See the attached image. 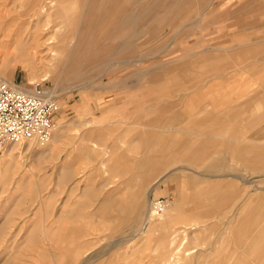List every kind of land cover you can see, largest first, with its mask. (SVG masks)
Wrapping results in <instances>:
<instances>
[{"label": "rangeland", "instance_id": "rangeland-1", "mask_svg": "<svg viewBox=\"0 0 264 264\" xmlns=\"http://www.w3.org/2000/svg\"><path fill=\"white\" fill-rule=\"evenodd\" d=\"M35 1L0 0V26L8 36L0 38L2 43L14 45L18 31L28 23L30 28L20 37L25 45L32 41L35 24L49 27L32 65L25 63V56L14 59L12 46L7 51L0 48V82L47 92L60 111L52 134L68 130L62 150L50 160L49 178L56 179L57 186L46 194L33 195L32 186L26 194H10L19 173L9 177L0 166V264H162L165 259L168 264H254V258L264 262V138H247L253 129L264 136V0H56L59 12L51 7L45 16L31 17L47 0ZM49 38L53 45H42ZM66 39L75 49L64 67ZM55 47L63 56H52ZM206 72L211 73L202 80ZM222 96L235 103H227L223 110L210 109L225 130L233 131L210 132L218 120L209 118L204 141H225L234 147L215 149L194 162L181 161L174 152L175 164L166 162L169 156L163 154L160 173L165 178L152 189L150 199L163 198L170 207L162 221L145 227L149 176L155 174L151 166L158 165L147 159L149 148H129L126 141L140 142L150 132L161 131L166 136L161 150L167 151L172 141L164 135L167 128L200 129L205 108L191 106L192 101ZM230 112L234 119L227 115ZM94 115L107 116L103 125L117 120L108 124L114 127V146L102 147L100 159L116 163L125 150L129 169L135 166L141 172L136 165L144 164L141 179L149 186L137 212L141 214L137 232L114 234V250L107 252L103 248L111 238L101 229L86 236V245L79 247L74 240L72 166H61L73 164L75 151L78 162L74 145L79 147L88 129L80 127H88ZM58 119L65 121L60 128ZM53 135L44 146L24 145L46 149L54 144ZM17 146L22 145L5 150ZM25 160L22 156L19 161ZM81 172L84 175L83 166ZM39 174L36 169L26 172L29 186ZM117 174L113 170L114 187L121 181ZM137 202L135 196L136 209ZM158 226L170 229L160 232ZM147 228L146 235L141 234ZM170 238L178 249L184 248L169 252ZM183 241L186 244L181 245ZM193 248L196 252L190 251ZM231 252L235 257L230 258Z\"/></svg>", "mask_w": 264, "mask_h": 264}, {"label": "crops", "instance_id": "crops-1", "mask_svg": "<svg viewBox=\"0 0 264 264\" xmlns=\"http://www.w3.org/2000/svg\"><path fill=\"white\" fill-rule=\"evenodd\" d=\"M211 72L201 73L204 74L203 79H206V76L210 74ZM218 82V81H216ZM205 95V94H202ZM208 95V93H207ZM191 106L194 105L197 107H203L204 110L201 111L202 113V125L199 127L200 129H196L193 126L190 125H184V127H169L167 129V133L165 132L164 135H169L170 143L167 151L162 152V139H165L166 136H161V131L159 134L155 132H150L147 138H145L143 141H137V142H128L126 141V147L129 148H149L148 151V157L147 159L152 160V162H155L156 165L153 163L151 166V169L155 174H151L149 178L151 179L152 185L151 188L148 191V199L147 202H149L151 195L150 193L153 192V188L156 187L165 177H163L160 173L162 164L161 156L163 154L168 155V160L166 162H171L172 164L177 163L175 156H178V159L181 161H188V162H194L196 159L199 161H202L205 156H209L212 153H215V149H222L227 150L228 147H234L232 144H229L225 141H218V142H212L206 143L204 141V134L209 133L207 132V128L205 126L206 121L209 118H213L218 120L219 116H215V114L211 111V107L218 106L219 109L217 110H223L227 109L228 105L230 103H235L233 100L229 98L217 97L215 99H209L207 97H204L200 99L199 101L193 102ZM229 103V104H227ZM220 104V105H219ZM213 114V115H209ZM221 115V113H219ZM235 113H228L230 119H234ZM60 115V113L58 114ZM139 117H145V118H151L146 117L144 115H138ZM89 117H85V119ZM107 116L103 115H94L92 116L93 122L90 124H101L107 122L106 119ZM156 118V117H153ZM159 118V117H158ZM170 118L176 119V115H171ZM194 118H191L193 121ZM109 120V119H108ZM186 120V119H185ZM56 121V120H55ZM109 123H115V121H108ZM121 123L123 121H120ZM128 122V121H127ZM65 123L64 120L58 119L56 128L59 124ZM109 123L96 125L94 127H85L81 126L82 128H88L87 131L84 132L83 138L80 137L79 141V147H77V144L74 145L75 150L78 148V162H77V153L75 151L74 153V162L73 164H65L63 163L61 166H72V187H73V208H72V228H73V236L76 239H78V245L81 247L82 243L86 245L84 240L86 236L97 233L98 229L100 230V233L105 234V236L108 238H111L108 243L104 246V251H112L114 250L113 244H112V237L114 234H125L128 232V234H135L137 232V228L139 225V219L141 218V214H137L141 210V208L144 205V201H146L144 198L147 188L149 187L147 185L143 186V182L141 177L144 175L145 171L142 162L138 163V166L136 165V168L142 169L141 172L135 169V166H133L131 169H129L130 161L129 158H124L125 150H123V155L116 156L117 162L115 163L112 159L102 161L100 159V149L102 147L105 148H113V126ZM216 128H214L210 132H214L217 134V132H227L225 130V126H221V122L215 123ZM237 127V126H236ZM158 129V128H157ZM236 129V128H235ZM67 130H61L57 132L54 136V144L50 145L46 149H27L28 147L25 145L14 147L12 150L9 148L5 152H3L0 155V166H1V172L4 175H8L9 177L12 176L15 172L19 173V178L16 182L11 184L10 188L15 189H22V190H15L12 191V189L9 191L10 194L12 193H20V194H26L28 193L29 187L32 186V193L33 195H42L46 194L49 188H53L57 186V180L53 179L52 181L49 178V172L51 170L50 166V160L56 155L58 151L62 150L61 141L64 137L67 136V133L64 134ZM217 131V132H216ZM229 132L233 130H228ZM261 132L256 131V129H253L247 136L249 139L253 140H263L264 136H261ZM83 134V133H82ZM120 138L123 142L124 137V131L121 132ZM117 139V138H116ZM201 139V140H200ZM229 142V141H228ZM240 146L241 143L237 141V146ZM122 146V145H120ZM214 150L212 152H209L211 150ZM171 150H173V154H171ZM176 153V155L174 154ZM181 153L184 154V156H180ZM234 153V152H231ZM175 155V156H174ZM25 156L26 160L23 163H20V157ZM184 157V158H183ZM145 159L143 162L146 163ZM166 162H164L166 164ZM79 166V168H77ZM82 166L84 170V175H82ZM33 169H36L40 172L39 176L36 178L34 183H31L29 186L28 182V176L26 175L27 171H32ZM113 170H117L118 174L117 176L121 177V181L113 186ZM85 176V177H84ZM52 182V185H51ZM148 184V183H147ZM153 189V190H152ZM152 190V191H151ZM51 191L49 192V194ZM154 193V192H153ZM138 197L137 202V209L133 203L134 197ZM78 197V199H77ZM180 201H178V204ZM140 206V209H138ZM174 211L171 209L169 212L170 216L173 214ZM175 215V214H174ZM133 216V218H132ZM130 217L133 219L132 225H129L128 223ZM128 228V230H127ZM142 228V227H141ZM158 230L163 229L161 226H158ZM185 230H188L187 226H184ZM167 231H169L170 228H165ZM163 229V231L165 230ZM165 230V231H166ZM162 233H165L163 232ZM191 231V230H190ZM171 235V234H170ZM176 236V235H175ZM172 238V237H171ZM171 238L169 240H171ZM128 242V240H126ZM125 243V242H123ZM122 243V244H123ZM170 243V244H169ZM76 244L74 243V250L76 249ZM169 244V251L173 252L176 250H181L183 247L176 246V243H172V241L168 242ZM184 245V244H183ZM171 246V247H170ZM175 246V247H174ZM246 247V246H245ZM250 247V246H248ZM246 248L245 250L248 255L251 252L250 248ZM81 249V248H80ZM190 251H196L195 248L190 249ZM255 255V252L253 253ZM189 255H186L185 257H188ZM241 254L239 253V258ZM172 257V256H170ZM235 257L234 253L231 252L230 258ZM237 261H238V257ZM254 258V257H253ZM264 259V258H263ZM183 260V259H182ZM255 260V261H254ZM253 263L259 264L264 263L263 260L257 262L254 258ZM236 261V260H235ZM239 262H234L230 264H238ZM162 264H168V262L165 259V262ZM194 264V263H192Z\"/></svg>", "mask_w": 264, "mask_h": 264}, {"label": "built area", "instance_id": "built-area-1", "mask_svg": "<svg viewBox=\"0 0 264 264\" xmlns=\"http://www.w3.org/2000/svg\"><path fill=\"white\" fill-rule=\"evenodd\" d=\"M59 112L57 102L41 90L34 89L33 95H27L14 84L0 82V154L8 144H46ZM167 203L163 198L153 199L150 211L152 208V213L159 215Z\"/></svg>", "mask_w": 264, "mask_h": 264}, {"label": "bare ground", "instance_id": "bare-ground-1", "mask_svg": "<svg viewBox=\"0 0 264 264\" xmlns=\"http://www.w3.org/2000/svg\"><path fill=\"white\" fill-rule=\"evenodd\" d=\"M37 1V0H36ZM35 1V2H36ZM39 1V0H38ZM39 3V2H38ZM56 4H57V1L56 0H47V1H45L43 4H38V9H37V11H34L33 12V14H31V17H39V16H45L46 14H47V11L51 8V7H56V9H57V6H56ZM39 10V11H38ZM59 10L60 9H57V10H54V11H58L59 12ZM35 28H34V31H33V33H32V41L29 43V44H23L22 43V41L20 40V37L24 34V33H26L27 32V30L30 28V24L28 23V25H26V26H23L22 27V29H20L19 31H18V37H19V39H17L16 41H15V44L14 45H11L12 46V48H13V56H14V59L15 58H17V57H21V58H24V56L25 57H27L28 59L25 61V63H27L28 65H32L33 63H34V56L36 55V54H38L37 53V51H38V48H39V46L41 47V45L39 44L41 41H40V39H41V36H42V33H46L47 34V32H48V30H49V27L47 26V25H41V24H39V23H37V24H35V26H34ZM59 29H60V26H57ZM56 28V27H55ZM7 31L6 30H2V28H1V26H0V38H6V37H8L7 36ZM45 36V35H44ZM53 43H54V40L52 39V38H49V39H46L45 41H43L42 42V45L44 44V45H46V46H50V45H53ZM62 44H63V46H64V56H66V61H67V59L69 58V57H71V56H73V51H74V49H75V47H74V45H73V42H72V40L71 41H68L67 42V39H66V41L64 40L63 42H62ZM11 46H9V45H7V44H4V43H2L1 42V40H0V48L1 49H4V51H7L9 48H11ZM58 51H61V49L60 48H54L52 51H51V54H52V56L53 57H56V58H58V57H60V56H63V54H61V53H59ZM33 56V57H32ZM32 58L33 60H30V58ZM65 62V61H64ZM64 64V63H63ZM40 65H42V64H40ZM67 66H69V61H67V62H65V64H64V67H67ZM1 81H3V82H7V81H5V80H1ZM7 84H11L10 82H8ZM16 89L18 90V91H21L22 93H24V94H27V95H33L34 94V90H33V92H30V91H28L27 89H25V88H17L16 87ZM45 93V95L47 96V97H50V98H52V96L51 95H49L47 92H44ZM54 99V98H53ZM55 100V99H54ZM59 114V113H58ZM57 114V115H58ZM56 118V117H55ZM82 125V124H81ZM54 127H55V124H54ZM54 127H53V129H54ZM61 127V125H59L58 126V128H60ZM67 128V127H66ZM75 128V127H74ZM53 129H52V132H53ZM59 130V129H58ZM68 130V129H67ZM75 130V129H74ZM60 131V130H59ZM78 130H76L75 132H77ZM52 132H51V135H50V138H49V140L47 141V143H49L50 142V140H51V138H52ZM54 136V135H53ZM46 143V144H47ZM52 143V142H51ZM17 144H19V145H24V144H29V146L31 145L32 147H35V146H44V145H38L37 143H35L34 141H26V142H21V143H17ZM11 145H16V144H8L7 146L9 147V146H11ZM6 146V147H7ZM7 149V148H6ZM6 151V150H5ZM4 151V152H5ZM153 199H155V198H153ZM152 199V200H153ZM151 200V199H150ZM152 200L151 201H149V210L147 211V216H146V220H145V227L146 226H148V224L149 223H152V222H156V221H162L163 220V214H164V212L170 207L169 205H167V207H165L164 208V210L162 211V213L161 214H159V215H155L154 213H152V208H151V211H150V206L152 205L151 203H152ZM168 212H170V211H168ZM148 232V228L144 231V233H141V234H143V235H146V233ZM175 237V236H174ZM173 238V237H172ZM173 240H175V239H173ZM170 242H171V240H170ZM173 243V242H172ZM170 244V243H169ZM183 244H186V242H184L183 241V243H181V245H183ZM171 247V246H170ZM180 247V246H179ZM184 248V247H183ZM170 252V251H169ZM196 252V251H195ZM171 253H172V251H171ZM186 253H188V252H186ZM186 255H189V254H185V256ZM182 259V258H181ZM181 259H178L179 261L181 260ZM177 260V261H178ZM178 261V262H179ZM179 264V263H178Z\"/></svg>", "mask_w": 264, "mask_h": 264}]
</instances>
